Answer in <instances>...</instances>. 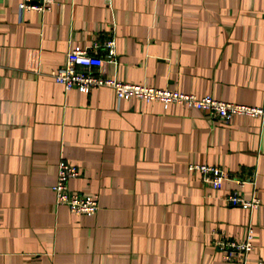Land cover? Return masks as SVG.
Segmentation results:
<instances>
[{"label":"crops","instance_id":"crops-1","mask_svg":"<svg viewBox=\"0 0 264 264\" xmlns=\"http://www.w3.org/2000/svg\"><path fill=\"white\" fill-rule=\"evenodd\" d=\"M21 1L0 0V264H241L216 241L250 226L249 260H264V120L66 90L51 74L72 46L114 36L109 75L264 106V0ZM61 160L81 171L72 190L99 196L97 213L56 203ZM190 164L244 185L214 188ZM236 189L260 205H230Z\"/></svg>","mask_w":264,"mask_h":264},{"label":"built area","instance_id":"built-area-1","mask_svg":"<svg viewBox=\"0 0 264 264\" xmlns=\"http://www.w3.org/2000/svg\"><path fill=\"white\" fill-rule=\"evenodd\" d=\"M58 0H22L19 7L23 11L47 12L53 9ZM104 51L100 56L98 50ZM116 39L114 36L104 42H96L91 46L74 45L66 53L64 63L51 74L54 79L62 84L66 90L73 88L89 93L98 87H110L117 99L137 98L143 101H159L165 107L170 103H183L188 107L209 113L212 117L229 123L237 115L258 117L264 120V106H249L218 99L211 95L198 97L194 93H184L172 88H157L122 81L105 70L108 64L117 63ZM192 172L202 174L204 181L219 188L223 180H235L239 186L244 185V180L235 178L224 169L208 164H190ZM81 175L80 169L66 161L58 164V177L54 185L56 203L66 205L79 215H93L99 210V196L94 193L72 190L69 186L71 178ZM230 205L243 208H255L260 205V199L252 193L250 198L245 197L238 189L226 197ZM217 247L227 261L241 264H264L263 259L250 262L249 253L255 248L253 242V228L250 226L245 239L229 238L221 235L216 241Z\"/></svg>","mask_w":264,"mask_h":264}]
</instances>
